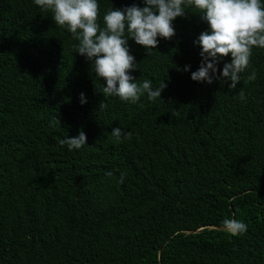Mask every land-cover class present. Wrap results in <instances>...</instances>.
<instances>
[{"label":"trees","instance_id":"trees-1","mask_svg":"<svg viewBox=\"0 0 264 264\" xmlns=\"http://www.w3.org/2000/svg\"><path fill=\"white\" fill-rule=\"evenodd\" d=\"M97 2L101 28L110 8L144 6ZM185 11L157 49L128 40L129 74L167 84L132 104L97 91L106 82L51 11L0 0V264H264V48L235 89L193 81L209 26ZM81 130L80 149L61 145Z\"/></svg>","mask_w":264,"mask_h":264},{"label":"clouds","instance_id":"clouds-1","mask_svg":"<svg viewBox=\"0 0 264 264\" xmlns=\"http://www.w3.org/2000/svg\"><path fill=\"white\" fill-rule=\"evenodd\" d=\"M144 6L136 4L124 8H110L103 16L104 27L98 24L99 4L97 0H34L44 11H51L54 23L66 27L73 39L78 41L76 52L91 62L92 72L106 82L102 93L117 96L122 101L137 103L145 93L150 101L161 98L167 87L162 81L153 89L150 80L140 83L130 75L138 69L135 57L130 54L128 40L149 49H157L158 37L170 40L175 36L173 21L185 17L187 7H194L201 21L208 24V30L200 33L197 41L201 47V65L191 73L196 82L206 81L212 84L214 79L231 81L230 89L240 82V74L250 62L254 47L264 48V5L261 0H143ZM231 55V62L225 63L220 70L217 65L220 58ZM185 66L183 71H188ZM256 79L253 71L249 81ZM244 99V92H239ZM81 93V103H85ZM106 107L101 102L100 109ZM116 138L126 136L122 128L112 130ZM87 137L81 130L76 137H67L60 141L71 151L86 144ZM111 176V172H106ZM125 174L121 173L123 183ZM225 231L233 236L247 231V225L236 219H225Z\"/></svg>","mask_w":264,"mask_h":264}]
</instances>
